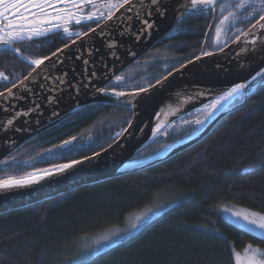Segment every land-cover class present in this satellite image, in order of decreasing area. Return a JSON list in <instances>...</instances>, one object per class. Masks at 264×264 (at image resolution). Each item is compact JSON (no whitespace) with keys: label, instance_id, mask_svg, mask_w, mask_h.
<instances>
[{"label":"trees","instance_id":"1","mask_svg":"<svg viewBox=\"0 0 264 264\" xmlns=\"http://www.w3.org/2000/svg\"><path fill=\"white\" fill-rule=\"evenodd\" d=\"M242 2L245 7H238ZM253 4L260 0H217L212 8L192 14L120 72L119 83L110 80L105 89L141 90L184 63L224 48L264 15L259 7L254 11ZM104 5L103 17L88 20L84 31L106 19L109 3ZM217 28L223 29L224 44H212ZM57 36L14 47L25 58L42 59L70 41ZM25 58L0 50V72L9 77L0 80V86L10 88L31 72L33 66ZM229 108L207 137L176 155L0 213V264H236L234 251L245 250L249 243L264 245L263 237L232 224L222 211L234 203L264 214V75ZM132 115L121 105L87 104L3 159L0 180L90 157L118 139ZM206 124L199 113H186L165 126L133 160L173 148ZM73 138L74 146L59 148ZM146 210L152 218L145 226L94 257L75 262L65 252L72 240Z\"/></svg>","mask_w":264,"mask_h":264},{"label":"water","instance_id":"2","mask_svg":"<svg viewBox=\"0 0 264 264\" xmlns=\"http://www.w3.org/2000/svg\"><path fill=\"white\" fill-rule=\"evenodd\" d=\"M140 2L144 9L139 17L136 16V12L140 10L139 3L131 12L127 5L123 8L118 6L110 19L106 18L93 28L95 32L87 31V36L75 38L74 44L69 43L67 48L63 46L61 52L56 56H49L50 59L39 67L30 62L33 64L30 79L25 81L28 74L16 83L17 87H10L13 88L15 98L0 100V162L25 142L53 128L87 104L121 105L133 113L129 126L121 136L109 147L97 152L98 155L95 153L89 159H79V164L46 183L1 191L0 213L46 201L82 185L102 182L124 171L133 170L136 165L144 167L186 150L212 132L228 114L229 106L234 101L210 119L196 135L167 149L166 156L144 162L133 160L134 155L159 134L160 131L155 129V115L165 99L177 88H196L210 94L226 91L246 82L245 95L257 77L256 73L264 69V38L258 44L237 49L232 47L235 39L224 48L184 63L163 76L160 83L155 82L141 88L146 91L117 92L126 96L113 94L112 90L105 89L110 80H116L120 72L150 51L154 44L182 20L200 12L191 10V6L185 4L186 0H159L156 6L150 5L149 0ZM149 11L150 16L147 15ZM145 20L151 24L150 28L144 25ZM21 82H24L23 87L20 86ZM210 101L207 98L188 105V111L179 117L190 112L196 113L198 108ZM17 113L21 114L16 115ZM9 120L13 121L11 125L7 123ZM69 141L67 145L60 144L59 148L64 150L75 143V140ZM154 157L155 155L147 159ZM39 172L40 170L35 173ZM151 218L152 214H148L140 219L136 223L137 227L118 241L134 235Z\"/></svg>","mask_w":264,"mask_h":264},{"label":"snow or ice","instance_id":"3","mask_svg":"<svg viewBox=\"0 0 264 264\" xmlns=\"http://www.w3.org/2000/svg\"><path fill=\"white\" fill-rule=\"evenodd\" d=\"M85 3H90V0H0V47H4L6 50L12 49L13 51L19 53V48H12L16 41H30L35 36H48L49 34H55L56 31L61 28L59 23H54L55 21H64L65 23H70L74 20L76 25H81L84 20L95 21L97 19L95 13H90L86 16L79 15V18H77L81 6ZM138 3L140 10L136 12V16L139 17L144 9V5L140 2V0H122V3L119 4V7L123 8L127 5L128 11L131 12L133 11L134 6ZM149 3L152 6H156L159 3V0H149ZM214 4L215 0H191V10L202 11L205 7L212 8ZM237 6L245 7V4L242 2ZM252 6L254 11L257 7H259L261 11H264V0H260L259 5L253 4ZM114 8H117V4L110 2L107 18L110 19L112 17V9ZM147 15L150 16L151 11H149ZM161 15H163V13H161ZM35 22L51 26L40 28L36 26ZM144 25L148 28L151 27V24H149L147 20L144 21ZM257 27L264 28V15H260L259 19L256 21V24L252 26L253 31ZM89 31L95 32V29H90ZM62 32L67 39H71L73 35H76L78 38L88 35V33L73 32L67 26L62 28ZM250 34L251 33H247L246 35ZM262 35H264V33H262ZM239 39L240 37L237 36V40ZM72 43L74 44L75 41H72ZM256 43L257 41L254 38L250 42V45H255ZM67 47H69V45L65 44L64 48ZM61 51L62 49L57 48L56 51L52 53V56H56L57 53ZM49 59L50 57H44L42 59L32 60L31 62L39 67ZM85 63H87V61H85ZM256 75H264V69L258 71ZM31 76L32 74L29 73V76L25 77V81H28ZM121 79L122 77H116L117 81H120ZM0 80L8 81L9 77L3 72H0ZM60 82L62 83V81ZM157 83L160 82L157 81ZM20 86L23 87L24 82H21ZM15 87H17V85L13 84V88ZM243 87V84H237L235 87L229 89L223 95L219 96L215 101L212 102L210 106H206V108L210 109L209 115H211V110H215L221 104V102L232 97ZM13 88H8L6 92H0V100L15 98ZM112 91L115 95H124V93L115 92V89ZM140 91L146 90L141 89ZM31 110L32 109H30V111ZM20 114L21 113H17L16 115ZM12 122V120H9L7 123L11 125ZM196 123L199 124L201 121L197 120ZM69 143L70 141L64 142L65 145ZM96 155H98V153ZM85 159L89 158L85 157ZM79 163L80 161H72L69 164L57 165L55 166V171L60 172ZM40 172L42 175H38L37 173H28L21 178L8 177L7 179L0 180V189L6 190L14 187H20L33 183L38 179H42L44 176L53 174L49 170H40ZM233 215L240 217L246 225L252 226L253 230H259V232L264 235V216H260L259 219H257L255 214L242 215L241 213L237 212L233 213ZM140 219L142 218H138L137 224L139 223ZM137 224L132 225V228L135 229ZM233 254L236 258V264H264V250L254 249L251 246H248L244 250L243 256L241 253L235 251Z\"/></svg>","mask_w":264,"mask_h":264},{"label":"rangeland","instance_id":"4","mask_svg":"<svg viewBox=\"0 0 264 264\" xmlns=\"http://www.w3.org/2000/svg\"><path fill=\"white\" fill-rule=\"evenodd\" d=\"M120 1H122V0H109L107 2L108 3H110V2L111 3H115V4L118 5V3ZM80 15H84V14L80 13ZM77 18H79V17L77 16ZM54 23H59V22L55 21ZM71 23L72 22H70V23L63 22V27L67 26L69 28L71 26ZM40 25H41L42 28L51 26V25L42 24V23L37 24L36 26L39 27ZM61 25H62V21H61ZM214 31L215 32L213 34L212 44L213 45L219 44L218 43L219 40L220 41L222 40L221 41V44H222L223 43V37H224L223 29L222 28H217ZM212 44H210L211 46H209L211 48L210 51L213 50L212 49ZM222 108L223 109L218 110V112L216 114H214V115H209V113L206 114V113L202 112V110L199 109V108L197 109L198 110L197 112L208 123V121L211 118L216 117L219 112L224 110L225 106L222 107ZM167 153H168L167 150L160 151L157 154H155L154 158L144 159V161H146V160H150V161L151 160H155V158H157L158 156L159 157L166 156ZM135 162H138V161H135ZM139 162H142V161H139ZM53 168H55V167H53ZM224 206L225 207L222 209L223 215L229 222H231L232 224L237 225L238 227L246 229V230L250 231L251 233H253L255 235H258V236L264 238V235H262L259 232V230H253L252 226L246 225L245 222L240 217H237V216L233 215V213H237V212L241 213L242 215L255 214L256 218L259 219L260 216H264L263 213H261V212H259L257 210H253V209H251L249 207L237 205V204H234V203L233 204H227V205H224ZM147 214H149L148 210H146V211H137L136 213L131 214L130 216H128L123 223H117V224H114V225H111V226H106V227H104V229H101L100 231L93 232V234L84 235L81 239H78V240H75V241L72 240L71 244L67 243V245H65L66 246L65 252L70 257H73L75 262H80V261H83L85 259L92 258V257H94V255L99 254L102 251H104L105 248H107L110 245L109 243L126 236V234L129 233V231L131 229H133L132 225L137 223L138 218H143V217L147 216ZM248 246H251L254 249L264 250V245H261V244L249 243L246 247H248ZM236 252L241 253L242 256L244 255V250L236 251ZM234 260L236 261L235 256H234Z\"/></svg>","mask_w":264,"mask_h":264},{"label":"bare ground","instance_id":"5","mask_svg":"<svg viewBox=\"0 0 264 264\" xmlns=\"http://www.w3.org/2000/svg\"><path fill=\"white\" fill-rule=\"evenodd\" d=\"M186 1L187 2L185 4L191 6V0H186ZM247 33H251V34L246 35ZM262 33H264V28L257 27L254 31L251 28L246 33L238 35L240 37V39L237 40V37H236V40L233 42L232 47L235 49L248 47V46H250V42L254 38L257 41L256 44H258V42H261V40L264 38V35H262ZM239 84H243L244 87L240 91L235 93L232 97L221 102V104L215 110H211V115L216 114L218 112V110L223 109L222 107L228 106L230 103H232L233 101L238 99L239 96L244 94L248 83L243 82V83H239ZM235 86H233V87H235ZM233 87H231V88H233ZM231 88H228V90ZM228 90L220 91L217 93L205 94L204 92H202L196 88L195 89L188 88V87L177 88V90H175L172 95H170L169 97H167L165 99L163 104L157 110V113H156L155 119H154L156 131L159 132V131L163 130L165 126H167L168 124L171 123V121H173L175 118L179 117L180 115H182L186 111H188V105L196 103L200 100H206L207 98L211 100L210 101L211 103L208 102L206 105L199 108L202 110V112H204L206 114L209 113L210 109L206 108V106H210L212 104V101L216 100L219 96L223 95ZM123 96H126V94H124ZM211 119H213V118H211ZM76 165H74V166H76ZM68 169H70V168H68ZM68 169L57 172V171H55V168H49L47 170L52 172L53 173L52 175L44 176L42 179H38L37 181L30 183V184H26V185H23L20 187H14V188L6 189V190H15V189H19V188H26L27 186L36 185L39 183H46L47 180L55 178L59 174L68 171ZM37 174L42 175L41 172H39ZM1 191H4V189H0V192Z\"/></svg>","mask_w":264,"mask_h":264},{"label":"flooded vegetation","instance_id":"6","mask_svg":"<svg viewBox=\"0 0 264 264\" xmlns=\"http://www.w3.org/2000/svg\"><path fill=\"white\" fill-rule=\"evenodd\" d=\"M106 1H109V0H90V3H85L84 5H82L81 6V8H80V10H79V13H78V17H79V15H80V13H83L85 16L86 15H88V14H90V13H95L96 14V17L97 18H100V17H103V15H104V9H105V5H104V3L106 2ZM102 3H103V5H104V7H103V5H102ZM104 8V9H103ZM101 14H103V15H101ZM57 22H59V24L61 25V21H57ZM63 22L64 21H62V25H61V28H63ZM89 22H91V21H88V20H84L83 22H82V24L81 25H76L75 24V22L74 21H72V23H71V26L69 27V29L71 30V31H73V32H80V33H83V31L84 30H86L85 28H87L88 26L87 25H90L89 24ZM36 23V25L37 24H40L39 22H35ZM101 23V22H100ZM99 23H97V24H95L94 25V28H95V26H97ZM40 28H42L41 27V25L39 26ZM58 29L57 31H56V33H58V36H57V40H66V41H69V42H66L65 44H69V43H71L75 38H77V36L76 35H73L72 37H71V39H67V38H65V36H64V34H63V32H62V29ZM93 29V28H92ZM90 30V29H89ZM89 30H87V31H89ZM87 31H84V33L85 32H87ZM49 35H51V34H49ZM41 37L43 38V37H47V36H35V37H33V39H41ZM32 39V40H33ZM28 41V42H27ZM31 41V40H30ZM30 41L29 40H24V41H16L15 43L16 44H19V43H22L24 46H28L29 45V43H30ZM14 43V44H15ZM64 44V45H65ZM63 45V46H64ZM63 46L61 47V48H63ZM12 48H16V47H14V45L12 46ZM60 48V49H61ZM2 49H5L4 47H0V50H2ZM9 50V49H8ZM10 50H12V49H10ZM13 51V50H12ZM14 53H16L17 54V56L19 57V58H25V57H23L22 56V52L20 51L19 53H17V52H15V51H13ZM33 59L31 58V59H29V58H25L24 59V61L26 62V63H29L30 65H32L33 66V64L32 63H30L31 61H32ZM19 82V81H18ZM17 83V82H16ZM15 83V84H16ZM13 86V85H12ZM11 87V86H10ZM8 88H5V86L4 85H1L0 86V92H3V91H5V90H7ZM198 113V112H197ZM121 136V135H120ZM70 140H75V143L74 144H72L71 146H74L75 144H76V139H70ZM67 141H69V140H67ZM64 143V142H63ZM71 146H69V147H71ZM69 147H67V149L69 148ZM67 149H64V150H67ZM83 186V185H82ZM79 188V187H78ZM73 190V189H72ZM64 194V193H63ZM58 197V196H57Z\"/></svg>","mask_w":264,"mask_h":264}]
</instances>
